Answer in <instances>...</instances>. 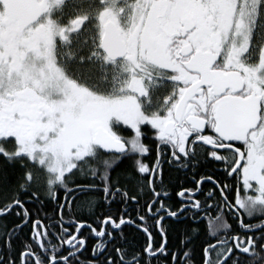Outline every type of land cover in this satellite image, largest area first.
Here are the masks:
<instances>
[{
	"label": "snow or ice",
	"instance_id": "6c2138e0",
	"mask_svg": "<svg viewBox=\"0 0 264 264\" xmlns=\"http://www.w3.org/2000/svg\"><path fill=\"white\" fill-rule=\"evenodd\" d=\"M0 264H264V0H0Z\"/></svg>",
	"mask_w": 264,
	"mask_h": 264
},
{
	"label": "flooded vegetation",
	"instance_id": "af4514ba",
	"mask_svg": "<svg viewBox=\"0 0 264 264\" xmlns=\"http://www.w3.org/2000/svg\"><path fill=\"white\" fill-rule=\"evenodd\" d=\"M214 215H215L214 212L210 214V216H214ZM202 222H204L205 226H208L209 234H211V226H210L211 225V221H210L209 217H205V219Z\"/></svg>",
	"mask_w": 264,
	"mask_h": 264
},
{
	"label": "trees",
	"instance_id": "16d2710c",
	"mask_svg": "<svg viewBox=\"0 0 264 264\" xmlns=\"http://www.w3.org/2000/svg\"><path fill=\"white\" fill-rule=\"evenodd\" d=\"M173 175H175V173H173ZM199 227L201 230V237L203 238V234H204L205 230H208V232H209V228H208V226H205L204 222L200 223Z\"/></svg>",
	"mask_w": 264,
	"mask_h": 264
}]
</instances>
